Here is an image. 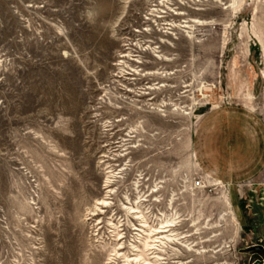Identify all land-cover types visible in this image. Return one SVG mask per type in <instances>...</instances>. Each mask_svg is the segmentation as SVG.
Returning <instances> with one entry per match:
<instances>
[{
  "label": "rangeland",
  "instance_id": "374dc122",
  "mask_svg": "<svg viewBox=\"0 0 264 264\" xmlns=\"http://www.w3.org/2000/svg\"><path fill=\"white\" fill-rule=\"evenodd\" d=\"M137 204L163 264H264V0H0V264H104Z\"/></svg>",
  "mask_w": 264,
  "mask_h": 264
},
{
  "label": "bare ground",
  "instance_id": "6f19581e",
  "mask_svg": "<svg viewBox=\"0 0 264 264\" xmlns=\"http://www.w3.org/2000/svg\"><path fill=\"white\" fill-rule=\"evenodd\" d=\"M174 15L181 14L180 12H177ZM183 23L188 24L185 21ZM125 56H127V54H122V57ZM155 58L158 60V57ZM159 59L162 60L163 58ZM96 205L100 206L102 210V208H107L109 203L105 198H102L98 199ZM124 209L132 215L134 220H139L141 223L140 225H137V228L136 225H131V228L132 226H135L133 229L134 231L141 233L139 236L140 240L131 243L129 246L130 249L126 248L124 246L125 236L123 235L122 230L117 228L112 220H109L108 226L109 229H111L110 233L113 238L109 243H104L103 251L108 252L104 264H114L116 260L121 261L122 264H163L164 258L160 253L164 252L165 248H172V245L179 244L178 240H176V235L173 234V221H162L159 223L160 226L153 227L148 224L147 219L138 204L135 207L126 206ZM101 210L99 209L97 211L102 213ZM97 214L98 213L93 212L91 215ZM97 225H99V222H97ZM114 234L115 236H113ZM105 247L107 248L105 249Z\"/></svg>",
  "mask_w": 264,
  "mask_h": 264
},
{
  "label": "built area",
  "instance_id": "2783aa9c",
  "mask_svg": "<svg viewBox=\"0 0 264 264\" xmlns=\"http://www.w3.org/2000/svg\"><path fill=\"white\" fill-rule=\"evenodd\" d=\"M192 185H193V187L198 188V187L201 186V182H200L199 180H197V181H194V182L192 183Z\"/></svg>",
  "mask_w": 264,
  "mask_h": 264
},
{
  "label": "water",
  "instance_id": "95a60500",
  "mask_svg": "<svg viewBox=\"0 0 264 264\" xmlns=\"http://www.w3.org/2000/svg\"><path fill=\"white\" fill-rule=\"evenodd\" d=\"M258 249L260 250V248H259V247H258ZM253 264H262V262H261V261H259V260H255Z\"/></svg>",
  "mask_w": 264,
  "mask_h": 264
}]
</instances>
